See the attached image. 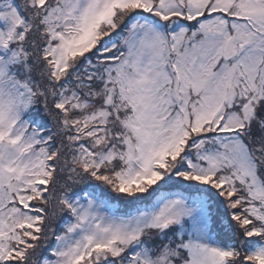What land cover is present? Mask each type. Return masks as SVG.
<instances>
[{
  "label": "snow or ice",
  "instance_id": "6c2138e0",
  "mask_svg": "<svg viewBox=\"0 0 264 264\" xmlns=\"http://www.w3.org/2000/svg\"><path fill=\"white\" fill-rule=\"evenodd\" d=\"M0 264H264V0H0Z\"/></svg>",
  "mask_w": 264,
  "mask_h": 264
}]
</instances>
